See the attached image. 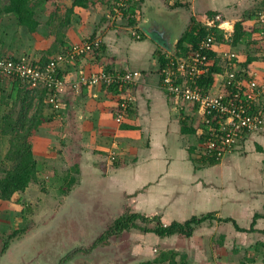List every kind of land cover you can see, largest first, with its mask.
Listing matches in <instances>:
<instances>
[{"label":"crops","instance_id":"obj_1","mask_svg":"<svg viewBox=\"0 0 264 264\" xmlns=\"http://www.w3.org/2000/svg\"><path fill=\"white\" fill-rule=\"evenodd\" d=\"M91 1L105 3L106 7L110 1L114 3V0ZM263 1L255 0V8L263 6ZM174 2L139 0L136 3L137 28L142 39L133 36L131 29H119V26L125 25H118L114 20L107 26L103 25L104 22L100 27L97 24L95 33L106 34L108 42L110 40L113 45H109L111 50L105 45L104 52L95 57L93 70L128 68L142 73L134 86L136 109L130 114V123L123 125L122 132L108 127L111 130L108 132L112 134L109 140L122 138L121 147L125 148L127 156L110 167L111 173L106 172L105 165L104 177L112 187L108 196L114 195L116 203L127 202L134 212L148 217L159 215L164 224L185 222L193 216L202 217L208 213L214 214L215 218L204 221L189 237L179 233L160 237L154 232L132 230L128 233V261H133V264H157L162 252L175 251L178 253V264H264V126L258 132L247 134L221 160L207 156L202 128L198 127L204 121L203 112L199 108L194 109L193 104L188 107L187 102L180 101L178 104L177 99L163 90L161 63L155 56L157 49L171 54L166 45L178 42L193 20L207 22L209 12L217 11L225 19H237L239 8L249 14L255 11L249 8L248 0H191L186 6H175ZM152 12L161 17L160 23L152 17ZM244 18L246 24L253 21L252 18L249 19L251 22ZM252 24L250 28L254 26ZM9 25L13 27L12 21ZM47 30L46 37L51 32L50 28ZM5 33L8 34L7 31ZM33 33L35 31L30 35ZM156 36H163L166 45L158 42ZM34 42H24L14 48L10 47L12 41H6L7 47L2 48L0 54L41 57L43 52L40 53L37 40ZM39 42H42L41 39ZM116 44H121L120 52ZM226 48L224 51L238 53L241 64L247 63L243 69L251 72V76L264 81V57L256 42H240ZM24 49L27 51L21 54ZM85 91L87 89L82 92ZM93 109L95 112L99 110ZM96 113L99 116V112ZM186 120L196 129L195 132L183 125ZM108 121L103 120L105 123ZM225 218L235 222L222 220ZM236 225L245 229L253 225L255 230L240 231ZM148 226L155 227L156 224L153 222Z\"/></svg>","mask_w":264,"mask_h":264},{"label":"rangeland","instance_id":"obj_2","mask_svg":"<svg viewBox=\"0 0 264 264\" xmlns=\"http://www.w3.org/2000/svg\"><path fill=\"white\" fill-rule=\"evenodd\" d=\"M8 1L0 0V5ZM78 1L31 0L30 5L38 23L33 35L38 36H31L32 31L28 27L21 26L18 18L13 14H4L0 19V52L2 48L7 47L6 41H12L10 47L15 48L21 43L32 44L37 40V45L45 48L42 50L39 47L40 53L44 54L49 49L53 56L64 57L65 63L59 67L66 71L63 79L56 85L62 88L61 93L58 94L56 90L52 93V96L58 98L59 111L47 108L45 115H53V120L43 124L32 137L33 149L38 161V179L24 192H17L10 200L0 203V264L134 263L128 261L129 255L126 254L129 251L128 246L124 248L120 246L114 235L102 243L100 240V244L96 247L92 248V246L130 205L127 202L118 204L114 195L108 196L112 187L104 177V167L107 166L106 172L111 173L110 167L119 164L123 156H127L124 152L125 148L121 147L122 138L109 140L112 134L108 130L114 127L122 132L120 129L123 125L130 123V107L122 110L120 103L123 100L118 99L132 97V111L136 109L134 86L142 73L139 70L122 68L125 72L139 73L138 80L132 84L123 83L126 85L123 96L109 92L104 87L108 82L102 80L87 86H82L81 83L82 87L72 89V81L81 82L91 73L99 74L106 72L107 69L94 71L96 58L94 53L89 51L81 54L77 59L72 58V54L68 55L72 47L69 51L65 50L66 46L60 43L59 38L64 37L67 44L90 46L91 49L101 40L106 48L108 46L111 50L109 45L113 43L110 40L108 42L106 34L103 36L95 33L97 24L99 23L100 27L104 22L103 25L107 26L114 20L118 25L122 23L125 25L119 26V29L130 30L128 18H124L122 8L118 5L112 7L111 1L107 7L105 3L97 4L91 0H83L86 6L76 5ZM248 5L255 11L256 16L264 8L260 6L256 9L255 0H248ZM238 10V18L246 17L249 22L253 20V13L241 11L240 8ZM213 13L216 14L217 11ZM209 14L207 13V19L212 16ZM156 15H158L156 12H152V17L157 18L160 23L161 17ZM95 16L96 18L92 20ZM251 18L252 20H249ZM11 21L14 28L7 26ZM252 22L249 23L250 26L254 25L251 29L255 27L259 29L258 18L255 17ZM47 28L51 29L48 37L45 35ZM6 31L8 34L5 33ZM257 35L259 36L260 33L258 32ZM88 38L93 39L88 40ZM40 39L42 42H39ZM159 39L164 40L163 36ZM221 43L224 46L219 48L222 50L224 47L226 50L228 43ZM262 46L264 44H258L259 50ZM115 47L120 52L121 44H116ZM26 51L27 49H24L21 54ZM87 68L92 69L93 72ZM224 75V73L216 74L215 91H222ZM0 83V118L7 113L17 115L21 103L14 106V97L11 96L14 80L6 78ZM84 87H87V91L82 92L81 88ZM162 88L164 90L163 86ZM180 101L176 100L178 104ZM192 103L190 101L186 104L189 107ZM93 108L99 109L96 111L99 112V116ZM108 114L110 116H107ZM120 114L122 116H119ZM118 118L121 120L118 121ZM102 119L110 121L105 123ZM114 135H117V132H114ZM102 139H105L104 144ZM8 149L9 137H0V161L3 168L11 166V162L5 158ZM134 211V208L130 207V212ZM6 243L9 244L7 248H5ZM130 255L134 256L133 253Z\"/></svg>","mask_w":264,"mask_h":264},{"label":"trees","instance_id":"obj_3","mask_svg":"<svg viewBox=\"0 0 264 264\" xmlns=\"http://www.w3.org/2000/svg\"><path fill=\"white\" fill-rule=\"evenodd\" d=\"M118 1L119 0H114V3H112V7H115V5L117 4L116 2ZM138 1L139 0H130L122 8L124 18H128L129 28H134L137 25L136 23L138 22V20L136 18V15L138 13V10L136 7V3ZM30 2L31 0H9L4 5H0V19L4 14H13L18 18V22L20 25L28 27L29 30L32 32L36 31L38 23L34 18V10L31 7ZM174 3L176 4L175 6L180 4L186 6L190 4V2L186 3L181 2L179 0H176ZM76 5H84V1L79 0ZM209 13L210 16H213L214 14L213 12ZM255 15L256 13L253 12V17ZM225 20L228 23L218 28H209L207 22H205V24L198 23L193 20L176 45V55H169L170 53L163 51L162 49H157V51L155 52V56L161 63L160 75L162 73V70L166 68L168 63L172 60H174L176 64L182 62L183 60H187L190 62V57L198 50L200 43L204 39H206L207 36L214 33L215 42L213 47L204 51L208 56L207 60H209L208 71L206 73L195 75L193 77H189L188 75H181L179 78V82H182L185 78H187L188 84L192 88L201 91L202 94L218 92L214 90L215 85L217 84V73L225 74L224 81L222 83V90L225 89L227 92H233V86L227 85L229 74L231 72H235L238 76L244 77L245 82H248V80L252 77L251 72L245 69V71L242 70L244 67L247 66V63L241 64L238 57V53L234 51L237 54V59H233V64L229 65L227 59L224 57V52L230 51H219V47L224 45L221 42L228 43L229 46H235L240 42H246L247 44L256 42L257 45H262L264 44L263 38L261 35H257L258 32H261L260 27L259 29L255 27L254 30H252L249 24H246V20L244 17ZM134 29H136L140 33V29L137 28V26ZM142 38L143 37L141 34L140 39ZM92 39L93 38H88V40ZM59 41L61 44L66 46L65 50L69 51V49L73 47L72 44H67L64 41V37H60ZM104 48L105 43L100 40L98 44H94V48H92L89 53H94V57H97V55L102 52ZM260 50L261 55L264 57V46H262V48L260 47ZM26 56H28L34 64L40 66L42 70H46L50 61L55 58V56H53L51 50L49 49L45 51V53L41 57L38 58L30 55ZM1 57H5V59H11L13 61H18V57L16 56H5L4 54H0V58ZM109 70L110 69H107L105 73H107ZM115 71L120 72L119 70ZM121 72L124 73L125 70ZM64 74L65 71L62 68H59L56 73H52V76L54 77V79H63ZM6 78H8L6 75L0 74V82H3ZM12 80H14V84L11 96L14 97V106L18 105L19 102L21 104L20 110L18 111L17 115L7 113L0 118V137H9V149L6 153L5 158L6 160L11 162L10 168H3L2 161H0V203L1 201L10 200L12 196L17 192H24L32 182L38 179L39 168L38 161L35 157L33 149L32 137L43 124L53 120V115L47 116L45 115V112L47 108L54 109L53 105L50 104L48 101V96L50 95V93H53L56 90L55 87L48 86L45 83L39 84L37 87H32L29 82L22 81L20 79ZM162 81L163 76L161 75V82ZM125 86V84L119 83L118 81L113 83H107V86L104 85V87H106L109 92L117 94L119 96H123ZM129 86L130 85L128 84V87ZM82 89L83 88H81V90ZM84 89H87V87H84ZM123 98L124 97H120L118 100H123ZM192 107L194 109L198 108L196 104H193ZM263 107L264 103H262L261 106L254 107V112L263 115ZM132 109L133 108H130L129 110L130 114L132 113ZM209 118L212 119V117ZM183 123V125H187L189 127L188 130H190L191 132H195L196 129H194L187 120ZM211 124H215L213 119ZM198 127L202 128L203 137L205 139H208L209 124L207 125L204 120L198 124ZM185 130L186 129H184V131ZM212 158L214 160H217L215 157ZM214 218V214L208 213L207 215L202 217L193 216L185 222L173 221L169 224H164L161 219V216L159 215L154 217H148L142 213L130 212V209L127 207L124 214L115 219V221L99 237L97 242L94 243L92 248L99 245L100 240L102 243L103 241L108 240L113 235L117 237L116 242H120V246H123L124 248L125 246H128V233L132 230L138 229L144 232H154L160 237L171 236L177 233L189 237L192 236L193 232L204 221ZM222 220L229 221L232 219L225 218ZM153 222L156 224L155 227L148 226L149 223ZM236 226L238 230L244 232H252L255 230L253 225L249 229L241 228L238 225ZM8 246L9 244L6 243L5 248H7ZM90 251L91 250H88V252ZM177 255L178 253H176L175 251L162 252L156 263L158 264L168 261L170 264H178L176 263Z\"/></svg>","mask_w":264,"mask_h":264},{"label":"built area","instance_id":"obj_4","mask_svg":"<svg viewBox=\"0 0 264 264\" xmlns=\"http://www.w3.org/2000/svg\"><path fill=\"white\" fill-rule=\"evenodd\" d=\"M130 0H119L116 2L120 8H123ZM176 1V0H174ZM181 2H190L191 0H179ZM123 10V9H122ZM123 12V11H122ZM225 17L221 13H216L207 19L209 28H218L227 24ZM258 24L260 27V35L264 41V9L258 12ZM133 36L140 39V33L131 28ZM215 42L214 33L207 36L198 48V50L190 57V62L183 60L176 64L174 60L168 63L167 67L162 70L163 76L162 86L164 90L173 96L175 99L183 102H193L203 112L204 120L209 124V137L205 139V153L209 157H215L221 160L228 152H231L239 143L245 139L246 135L252 132H258L263 129V115L254 112V107L261 106L264 100V81H259L255 76H252L248 82H245L244 77L238 76L235 72L229 74L227 85L233 86V92H227L225 89L218 92L202 94L201 91L192 88L188 84L187 78L179 82L181 75L193 77L195 75L206 73L209 69L208 56L204 52L211 49ZM90 46L78 45L73 46L68 55L72 58L79 57L81 54L90 51ZM172 54V53H171ZM169 54V55H171ZM68 57L66 54H63ZM224 57L228 64H233V59H237V54L234 51L224 52ZM65 63L64 57L58 55L52 59L46 68L42 70L40 66L34 64L28 56L18 57V61L11 59L0 58V74L6 75L10 79H20L29 82L32 87H37L39 84L45 83L48 86L56 88L59 94L61 87L56 85L62 79H54L52 73H56L59 66ZM202 65V66H200ZM204 65V66H203ZM245 71L244 69H242ZM139 78L137 72H117L108 71L99 74L91 73L82 81H72V87L77 89L81 86L98 83L100 80L108 83L118 81L119 83L128 82L132 84ZM132 97L123 98L120 103V108L130 107ZM48 101L53 105L55 111H59V101L52 93L48 96ZM123 110V109H122ZM119 116H122L120 114ZM212 117L215 122L212 125ZM121 119L118 118V121Z\"/></svg>","mask_w":264,"mask_h":264},{"label":"water","instance_id":"obj_5","mask_svg":"<svg viewBox=\"0 0 264 264\" xmlns=\"http://www.w3.org/2000/svg\"><path fill=\"white\" fill-rule=\"evenodd\" d=\"M146 31H147V32H150L148 29H147ZM150 33H151V32H150ZM152 33H155V32L153 31ZM159 37H160V36H156L157 41H158V42H162L164 45H166V44H165V39L163 38L164 40H160ZM177 43H178V42L175 41L174 43L171 44V46H170L169 44L166 45V47L168 48V50L171 51V53H172L173 55H176V52H177V51H176V50H177V49H176V45H177Z\"/></svg>","mask_w":264,"mask_h":264}]
</instances>
